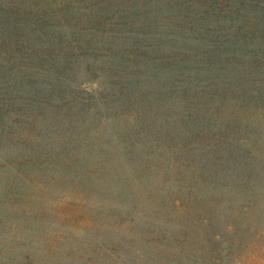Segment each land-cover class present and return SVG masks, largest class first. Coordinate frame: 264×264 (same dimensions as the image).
I'll use <instances>...</instances> for the list:
<instances>
[{
  "label": "rangeland",
  "instance_id": "374dc122",
  "mask_svg": "<svg viewBox=\"0 0 264 264\" xmlns=\"http://www.w3.org/2000/svg\"><path fill=\"white\" fill-rule=\"evenodd\" d=\"M101 2L0 0V264H264V0Z\"/></svg>",
  "mask_w": 264,
  "mask_h": 264
},
{
  "label": "trees",
  "instance_id": "16d2710c",
  "mask_svg": "<svg viewBox=\"0 0 264 264\" xmlns=\"http://www.w3.org/2000/svg\"><path fill=\"white\" fill-rule=\"evenodd\" d=\"M114 1H120L121 4H116L114 7L116 8V13H121L122 15H129L130 13H136L141 11L140 0H103L99 5L96 6V9L99 11L98 16H101L102 8L100 5L108 6L110 3ZM107 10V8H106Z\"/></svg>",
  "mask_w": 264,
  "mask_h": 264
}]
</instances>
